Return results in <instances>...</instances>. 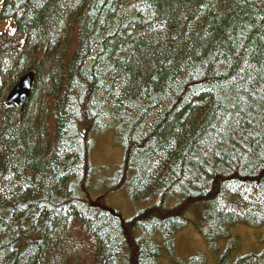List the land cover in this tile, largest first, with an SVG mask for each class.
Returning <instances> with one entry per match:
<instances>
[{"label":"trees","instance_id":"16d2710c","mask_svg":"<svg viewBox=\"0 0 264 264\" xmlns=\"http://www.w3.org/2000/svg\"><path fill=\"white\" fill-rule=\"evenodd\" d=\"M0 19V264H161L190 216L227 241L219 264H264V233L229 260L232 227L264 229V0H3ZM100 187L151 207L124 219Z\"/></svg>","mask_w":264,"mask_h":264},{"label":"rangeland","instance_id":"374dc122","mask_svg":"<svg viewBox=\"0 0 264 264\" xmlns=\"http://www.w3.org/2000/svg\"><path fill=\"white\" fill-rule=\"evenodd\" d=\"M3 0H0V8ZM15 32V25L12 20L0 19V35L3 33L12 34ZM6 97L8 93H3ZM105 126L110 127L112 122L104 121ZM114 130V128H113ZM115 131V130H114ZM102 133H105L102 135ZM116 133V132H115ZM117 135V134H116ZM118 137L113 132L104 129L103 131H95L93 133V150H92V162L97 168H105V175L108 179L114 177L118 171V167L122 165L124 160V149ZM112 184V182L110 183ZM99 191L104 192L102 196H105L104 188L100 187ZM98 191V192H99ZM95 191H91V195H95ZM105 202L108 209L114 210L119 213L124 219H131L136 216L140 211L151 207L150 204L134 203L130 197L129 190L127 188L117 192L110 193L105 198L96 196L92 199L95 204H101ZM192 221L185 230L178 233L175 240L174 253L171 254L167 247H164L163 256L161 257V264H192L191 259L197 255H202L197 264H219L223 253L228 248L227 241H222L214 247L208 246L206 239L199 232V219L190 216ZM233 237H237L232 255L230 257L231 263L242 256L243 254L259 253L263 249L261 243V236L264 233V229H255L245 225H236L230 229ZM160 244L164 246V242L161 238L158 239Z\"/></svg>","mask_w":264,"mask_h":264},{"label":"water","instance_id":"95a60500","mask_svg":"<svg viewBox=\"0 0 264 264\" xmlns=\"http://www.w3.org/2000/svg\"><path fill=\"white\" fill-rule=\"evenodd\" d=\"M35 81V74L33 72L23 76L18 84L13 88L7 97V104H16L20 108H24L27 100L30 97L33 84Z\"/></svg>","mask_w":264,"mask_h":264},{"label":"bare ground","instance_id":"6f19581e","mask_svg":"<svg viewBox=\"0 0 264 264\" xmlns=\"http://www.w3.org/2000/svg\"><path fill=\"white\" fill-rule=\"evenodd\" d=\"M29 73H31V72H29ZM29 73H28V74H29ZM33 73H34V72H33ZM34 74H35V73H34ZM35 81H36V75H35ZM35 81H34V83H35Z\"/></svg>","mask_w":264,"mask_h":264}]
</instances>
